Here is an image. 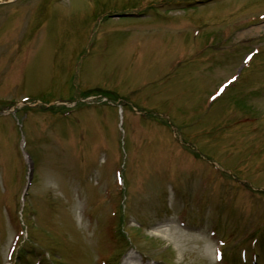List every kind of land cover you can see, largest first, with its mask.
<instances>
[{
    "label": "rangeland",
    "instance_id": "obj_1",
    "mask_svg": "<svg viewBox=\"0 0 264 264\" xmlns=\"http://www.w3.org/2000/svg\"><path fill=\"white\" fill-rule=\"evenodd\" d=\"M107 254L264 264V0H0V264Z\"/></svg>",
    "mask_w": 264,
    "mask_h": 264
},
{
    "label": "bare ground",
    "instance_id": "obj_2",
    "mask_svg": "<svg viewBox=\"0 0 264 264\" xmlns=\"http://www.w3.org/2000/svg\"><path fill=\"white\" fill-rule=\"evenodd\" d=\"M262 28L263 27H261V26H258V27H255L254 28V30H256L257 32H259L260 30H262ZM247 34H249V33H246V35ZM252 34V32L250 31V34L249 35H251ZM243 36L245 35L244 33L242 34ZM245 35V36H246ZM172 232H174V230H172ZM176 232V233H175ZM174 232V236L175 237H177V236H179V234H178V232L177 231H175ZM181 233V232H180ZM179 239H181V238H179ZM123 264H136V259H135V257L133 256V255H131V256H128V258H127V261L126 262H124Z\"/></svg>",
    "mask_w": 264,
    "mask_h": 264
}]
</instances>
